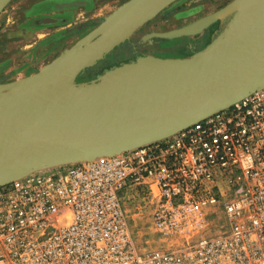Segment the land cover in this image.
<instances>
[{
    "label": "built area",
    "instance_id": "2783aa9c",
    "mask_svg": "<svg viewBox=\"0 0 264 264\" xmlns=\"http://www.w3.org/2000/svg\"><path fill=\"white\" fill-rule=\"evenodd\" d=\"M134 196L171 249L138 246ZM0 264H264V88L166 138L0 186Z\"/></svg>",
    "mask_w": 264,
    "mask_h": 264
},
{
    "label": "water",
    "instance_id": "95a60500",
    "mask_svg": "<svg viewBox=\"0 0 264 264\" xmlns=\"http://www.w3.org/2000/svg\"><path fill=\"white\" fill-rule=\"evenodd\" d=\"M9 1L0 0V12ZM174 1L125 0L37 71L0 83V186L166 138L264 88V0H230L142 36L173 40L226 20L190 55H139L76 81ZM46 20L58 19L38 22Z\"/></svg>",
    "mask_w": 264,
    "mask_h": 264
},
{
    "label": "rangeland",
    "instance_id": "374dc122",
    "mask_svg": "<svg viewBox=\"0 0 264 264\" xmlns=\"http://www.w3.org/2000/svg\"><path fill=\"white\" fill-rule=\"evenodd\" d=\"M69 1L75 0H11L7 4L0 13V83L37 71L97 25L96 20L91 22V19H88L78 23L79 21H74L75 18L92 16L91 18L101 19L125 0H97L91 10H86L87 13L83 8L84 12L80 16L77 13L73 16L74 18L71 17L69 22L74 27L70 30L54 31L62 25L46 23L45 25L48 26H42L37 23L47 10L54 11L58 6ZM229 1L175 0L138 28L129 39L116 46L111 54L101 59L104 61L100 67L126 61L130 55H138L142 52L159 57H179L181 52L189 54L193 44L196 42L197 46L200 44L201 33L173 40L153 39L152 42L146 41L147 43L140 40L144 34L151 31L162 32L186 25L215 11ZM53 14L56 12L54 11ZM52 18L60 20L59 17ZM132 43L136 50L131 48ZM124 210L136 238L135 241L142 250L163 251L174 245L170 237H163L155 231L151 219V208L145 199L134 196L126 201Z\"/></svg>",
    "mask_w": 264,
    "mask_h": 264
},
{
    "label": "crops",
    "instance_id": "0c3cea01",
    "mask_svg": "<svg viewBox=\"0 0 264 264\" xmlns=\"http://www.w3.org/2000/svg\"><path fill=\"white\" fill-rule=\"evenodd\" d=\"M75 1H77L78 3ZM75 1H73V2L69 1V2H66V4H64V5L58 6V8H56L54 10L56 12V14H53V12H54L53 10H47L46 13L43 14V17H59L60 18L59 21L57 20L53 23H49L50 25H60V24L62 25L60 28H56L54 31H64L67 29H69V30L72 29L74 26H71V22H69V21H71V17L74 18L73 16L76 15L77 13L80 16V14L83 13L84 11L86 12V10H88V9L91 10L95 6V3L97 0H86L87 1L86 3L85 2H83V3L79 2L81 0H75ZM83 8H85V10ZM85 17L86 18H84V16L77 17V18H75L74 21H79L78 23H81L82 21L91 19V22H95V20L98 19V18H91L92 16H85ZM37 23L39 25H42V26H48L45 24H40L38 22V20H37ZM182 56H186V53L181 52L179 57H182Z\"/></svg>",
    "mask_w": 264,
    "mask_h": 264
},
{
    "label": "flooded vegetation",
    "instance_id": "af4514ba",
    "mask_svg": "<svg viewBox=\"0 0 264 264\" xmlns=\"http://www.w3.org/2000/svg\"><path fill=\"white\" fill-rule=\"evenodd\" d=\"M225 21L226 20H223V21H219V22H217V23H215V24H213V25H211L208 29H206L205 31H203L202 33H201V41H200V44H198V46H197V42L195 43V44H193L192 46H191V50H190V52H189V54H186V56L187 55H190L191 53H193V52H195V51H197V50H200L202 47H204L211 39H212V37L222 28V26H223V24L225 23ZM198 35V34H197ZM141 42H143L142 40H140ZM196 41V40H195ZM145 43H147L146 41H145ZM200 45V46H199ZM131 48H133V49H135V47L133 46V43L131 44ZM136 50V49H135ZM112 52H110V54H111ZM133 54V53H132ZM144 54H146V53H140V54H136V55H133V56H131L130 55V57L129 58H127L126 59V61L125 62H127V61H130V60H133V59H135L137 56H139V55H144ZM124 62V61H123Z\"/></svg>",
    "mask_w": 264,
    "mask_h": 264
},
{
    "label": "trees",
    "instance_id": "16d2710c",
    "mask_svg": "<svg viewBox=\"0 0 264 264\" xmlns=\"http://www.w3.org/2000/svg\"><path fill=\"white\" fill-rule=\"evenodd\" d=\"M94 25V24H93ZM104 61V60H103ZM102 60L101 61H98L94 66L90 67L89 69L87 70H84L82 71L76 78V81H85V80H90L92 78H94L97 74L101 73L103 70L105 69H108L110 67H113L115 65H118L122 62H119V63H110L111 65H107V66H103L102 68L100 67L101 66V63L103 62ZM125 62V61H124Z\"/></svg>",
    "mask_w": 264,
    "mask_h": 264
},
{
    "label": "bare ground",
    "instance_id": "6f19581e",
    "mask_svg": "<svg viewBox=\"0 0 264 264\" xmlns=\"http://www.w3.org/2000/svg\"><path fill=\"white\" fill-rule=\"evenodd\" d=\"M10 1H11V0H10ZM10 1H9V2H10ZM9 2H8V3H9ZM8 3H7V4H8ZM7 4L5 5V7L7 6ZM5 7H4V8H5ZM4 8H3V9H4ZM216 10H217V9H216ZM2 11H3V10H2ZM2 11H1V12H2ZM1 12H0V13H1ZM105 16H106V15H105ZM40 20H41V19H40ZM42 21H43V20H42ZM42 23H43V22H42ZM46 23L49 24V23H53V22H47V20H46ZM46 23H44V24H46ZM174 29H175V28H174ZM153 32H154V31H153ZM162 32H164V31H162ZM87 33H88V32H87ZM87 33H86V34H87ZM83 36H84V35H83ZM83 36H82V37H83ZM79 39H80V38H79ZM79 39H78V40H79ZM75 42H76V41H75ZM75 42H74V43H75ZM74 43H73V44H74ZM71 45H72V44H71Z\"/></svg>",
    "mask_w": 264,
    "mask_h": 264
}]
</instances>
